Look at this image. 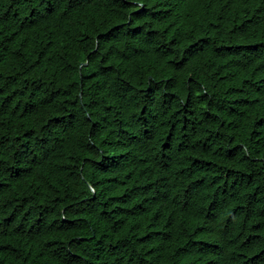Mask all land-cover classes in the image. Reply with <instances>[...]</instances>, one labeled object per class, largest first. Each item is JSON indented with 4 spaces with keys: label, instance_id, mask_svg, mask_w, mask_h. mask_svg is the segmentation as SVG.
<instances>
[{
    "label": "trees",
    "instance_id": "1",
    "mask_svg": "<svg viewBox=\"0 0 264 264\" xmlns=\"http://www.w3.org/2000/svg\"><path fill=\"white\" fill-rule=\"evenodd\" d=\"M0 264H264V0H0Z\"/></svg>",
    "mask_w": 264,
    "mask_h": 264
},
{
    "label": "water",
    "instance_id": "2",
    "mask_svg": "<svg viewBox=\"0 0 264 264\" xmlns=\"http://www.w3.org/2000/svg\"><path fill=\"white\" fill-rule=\"evenodd\" d=\"M96 49H97V47H96Z\"/></svg>",
    "mask_w": 264,
    "mask_h": 264
}]
</instances>
